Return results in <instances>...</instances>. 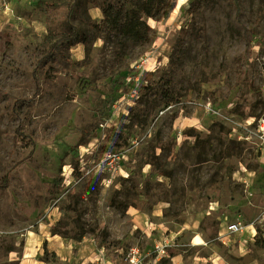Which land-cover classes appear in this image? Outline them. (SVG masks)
Listing matches in <instances>:
<instances>
[{
	"label": "rangeland",
	"instance_id": "rangeland-1",
	"mask_svg": "<svg viewBox=\"0 0 264 264\" xmlns=\"http://www.w3.org/2000/svg\"><path fill=\"white\" fill-rule=\"evenodd\" d=\"M59 1L0 0V264L43 228L144 264H264V0H107L115 30L78 0L89 38L46 72Z\"/></svg>",
	"mask_w": 264,
	"mask_h": 264
},
{
	"label": "trees",
	"instance_id": "trees-1",
	"mask_svg": "<svg viewBox=\"0 0 264 264\" xmlns=\"http://www.w3.org/2000/svg\"><path fill=\"white\" fill-rule=\"evenodd\" d=\"M103 10L105 15L104 23L107 27H111L113 30L117 28V21H115V16L112 13L111 7L107 0H94ZM78 0L72 2L59 1L57 3H45V10L48 15V34L54 38L50 49L44 55L41 61V65L48 72L52 70L50 66L46 67L49 63L55 62L57 56L61 58L62 61L71 62L69 51L70 49L77 45L78 43H86L89 38L88 33L84 29L72 23V20L76 18ZM203 8V3L200 1H192L187 9L188 13L195 14L201 11ZM61 13H64V18H61ZM177 58L179 57V52ZM177 61L174 62V64ZM147 85H144L145 100L138 99L135 105L130 110L129 118L136 125L140 127H145L148 118L151 116L152 105L156 103L157 98V88H155L152 82L153 73H147ZM149 105L151 107H149ZM105 145L115 146L112 137H105L103 139ZM118 149V148H115ZM99 183V180H98ZM92 190V189H91ZM106 248V245H103ZM115 244H110L107 248H112ZM45 252L47 249L45 248ZM110 258L115 264H124L123 255L119 251L111 253Z\"/></svg>",
	"mask_w": 264,
	"mask_h": 264
},
{
	"label": "crops",
	"instance_id": "crops-1",
	"mask_svg": "<svg viewBox=\"0 0 264 264\" xmlns=\"http://www.w3.org/2000/svg\"><path fill=\"white\" fill-rule=\"evenodd\" d=\"M38 243L55 253L57 261L44 262L41 258V248L37 246ZM22 260L26 264H115L95 243L82 240L72 244L68 239L51 232L48 228H43L39 234L33 235L30 242L28 235Z\"/></svg>",
	"mask_w": 264,
	"mask_h": 264
},
{
	"label": "built area",
	"instance_id": "built-area-1",
	"mask_svg": "<svg viewBox=\"0 0 264 264\" xmlns=\"http://www.w3.org/2000/svg\"><path fill=\"white\" fill-rule=\"evenodd\" d=\"M259 132L261 144L264 145V119H261V122L259 124ZM237 230H239V225L237 223H230L227 225V231L229 233ZM120 253H122L123 255L124 264H144V256L138 246H132L127 251H121Z\"/></svg>",
	"mask_w": 264,
	"mask_h": 264
},
{
	"label": "bare ground",
	"instance_id": "bare-ground-1",
	"mask_svg": "<svg viewBox=\"0 0 264 264\" xmlns=\"http://www.w3.org/2000/svg\"><path fill=\"white\" fill-rule=\"evenodd\" d=\"M188 1H189V0H177V3H176L175 8H174V11H175V12L179 11V10L181 9V7H182L185 3H187ZM255 232H256V230L253 228V229H252V234L254 235ZM28 235H29V242H30L31 239H32V236L34 235V233L30 231V233H29Z\"/></svg>",
	"mask_w": 264,
	"mask_h": 264
}]
</instances>
